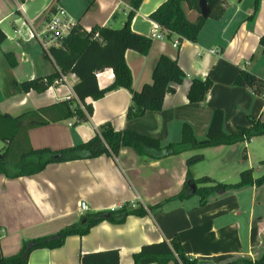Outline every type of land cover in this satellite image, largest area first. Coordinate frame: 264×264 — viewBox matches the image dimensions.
<instances>
[{
  "label": "crops",
  "instance_id": "obj_1",
  "mask_svg": "<svg viewBox=\"0 0 264 264\" xmlns=\"http://www.w3.org/2000/svg\"><path fill=\"white\" fill-rule=\"evenodd\" d=\"M164 1L144 0L131 28L149 37L157 28L165 37L154 39L147 55L133 50L125 53L136 91L152 81L160 55L177 59L186 78L175 93L165 96L162 109L129 118L132 95L119 88L99 100L87 99L93 106L87 121L75 123L71 118L28 130L32 148L74 146L88 141L106 124L157 138L165 146L180 142L182 126L188 123L202 142L206 141L213 108L223 110V129L228 134L248 126L250 115L264 120V99L248 87L234 85L242 70L264 78V51L259 44L264 34V1L259 0L255 10V0H247L243 14L245 0H228L220 19H208L195 42L183 40L178 47L173 44L177 36L161 30L149 17ZM58 6L86 31L105 26L121 28L130 10L126 0H0V31L5 36L0 43V114L18 116L46 108L65 100L70 88L74 91L78 78L71 73L66 74L64 84H54L44 92H20L14 84L56 70L44 53L61 42L45 49L31 37V30L42 28ZM188 15L195 18L194 11ZM213 49L219 52L211 53ZM207 76L213 81L212 88L203 102L191 103L187 94L192 80ZM97 80L100 88L111 85L112 69L98 73ZM4 147L3 143L0 151ZM195 153H203L204 160L188 167L187 159ZM262 162L264 135L161 159L123 147L116 157L101 155L51 163L31 176L8 178L0 174V253L13 256L24 241L53 235L78 222L86 212L122 206L147 209L165 202L155 213L129 215L122 223L102 221L85 235L68 236L60 247L35 249L28 264H79L81 253L113 249L118 250L121 264H132L142 246L171 242L176 237L186 253L198 259L220 263L236 256L257 258L264 252V185L214 195L206 205H200L199 196L194 194L185 199L171 198L183 189L188 171L196 179L209 176L217 182L236 183L246 169L252 168L255 178L262 176Z\"/></svg>",
  "mask_w": 264,
  "mask_h": 264
},
{
  "label": "trees",
  "instance_id": "obj_2",
  "mask_svg": "<svg viewBox=\"0 0 264 264\" xmlns=\"http://www.w3.org/2000/svg\"><path fill=\"white\" fill-rule=\"evenodd\" d=\"M144 0H126L130 6L124 25L121 28L94 27L86 31L78 23L72 27L69 34L61 41L59 47L52 46L44 57L53 61L56 70L45 77H39L22 83L14 82L20 92H44L55 84L62 74H74L78 83L74 86L75 94L82 107L74 101L63 100L46 108L26 111L18 116L0 114V140L5 147L0 151V174L8 178L31 176L42 172L48 164L66 162L78 159L94 158L101 155L116 157L123 147H132L140 155L151 159H161L186 151L200 150L205 147L232 145L248 142L254 137L264 135V120L261 116L248 117V126H242L236 133L228 134L223 129L224 112L213 108L212 119L207 130L206 140L202 144L195 136L192 126L184 123L182 139L177 143L162 145L157 138L140 134L134 130H117L111 124H106L101 131L88 141L74 146L53 150L50 148H32L28 143V130L76 117L75 123L87 121L93 113V106L87 99L93 101L103 98L106 94L119 88H125L132 95V104L128 117H141L148 111L162 109L167 94L175 93L177 85L186 78L177 59L160 55L152 73V81L145 83L139 91L132 88V74L125 59L127 50L147 55L154 39L132 30L131 24ZM200 0H166L150 14V19L158 24L161 30L175 34L180 41L195 42L208 19H220L225 11L228 0H206L210 7L207 18L201 16ZM259 0H255V10ZM189 11L195 12L191 19ZM5 36L0 31V43ZM264 51V34L259 40ZM112 69L114 81L106 88H100L97 74ZM235 86L250 88L256 95L264 99V78L249 71L242 70L234 81ZM213 86L210 76L205 79L192 80L187 98L191 103L203 102ZM16 157H12V155ZM246 157V150L243 151ZM204 160L203 153H195L188 157L187 165H195ZM264 163V162H262ZM195 186V188L192 187ZM264 185V174L255 178L253 169L241 172L236 183L217 182L209 176L194 178L188 171L183 189L171 199H185L192 194L198 195L200 205H206L214 195L229 191L241 190L249 186ZM158 203L149 208L139 206L129 209L122 206L119 209L86 212L78 222L71 224L57 233L49 236L26 240L19 253L13 256H3L0 253V264H28L30 253L39 248H57L64 244L70 235H85L92 227L102 221L122 223L129 215H146L155 213L163 204ZM264 264V252L257 258L236 256L220 263L202 260L188 255L180 240L176 237L171 242L165 240L146 244L134 254L132 264ZM79 264H121L119 252L116 249L81 253Z\"/></svg>",
  "mask_w": 264,
  "mask_h": 264
},
{
  "label": "built area",
  "instance_id": "obj_3",
  "mask_svg": "<svg viewBox=\"0 0 264 264\" xmlns=\"http://www.w3.org/2000/svg\"><path fill=\"white\" fill-rule=\"evenodd\" d=\"M75 25V21L67 15L66 10L61 6H58L56 8V12L52 14L50 19L43 24L42 28L32 27L31 37L38 40L45 49H48L50 46L60 43ZM151 37L153 39H161L165 37V34L159 32L156 28L152 31ZM180 43L181 41L178 37L173 40L175 47H178ZM210 52L218 53L219 51L213 49L210 50ZM65 82L66 75L62 74L61 77L55 81V84H64ZM68 87L70 88V86ZM70 90L71 93L65 100L77 102L82 107V104L79 102L75 92L71 88ZM74 121H77L76 117H74ZM70 125L72 126L73 124L71 123Z\"/></svg>",
  "mask_w": 264,
  "mask_h": 264
},
{
  "label": "water",
  "instance_id": "obj_4",
  "mask_svg": "<svg viewBox=\"0 0 264 264\" xmlns=\"http://www.w3.org/2000/svg\"><path fill=\"white\" fill-rule=\"evenodd\" d=\"M239 2L242 1V0H238ZM199 9H200V14L201 16L207 18L210 14V7L207 5V2L206 0H200L199 1ZM202 144H206L208 143V141H202L201 142ZM193 188H195L194 185H192Z\"/></svg>",
  "mask_w": 264,
  "mask_h": 264
},
{
  "label": "rangeland",
  "instance_id": "obj_5",
  "mask_svg": "<svg viewBox=\"0 0 264 264\" xmlns=\"http://www.w3.org/2000/svg\"><path fill=\"white\" fill-rule=\"evenodd\" d=\"M264 1V0H263ZM248 5H247V0H245L243 3H242V5H241V9H242V13L244 14L245 12V10L247 9L246 7H247ZM3 145V142L0 140V147ZM12 157H16V155H12ZM202 164H204V163H202ZM261 166V165H260ZM260 166H257L256 165V168L258 167V168H260ZM262 168V167H261ZM263 169H264V166H263ZM258 173H261V171H258Z\"/></svg>",
  "mask_w": 264,
  "mask_h": 264
}]
</instances>
